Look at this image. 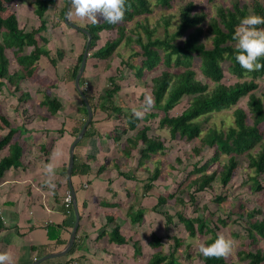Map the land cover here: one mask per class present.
I'll use <instances>...</instances> for the list:
<instances>
[{"label":"trees","instance_id":"1","mask_svg":"<svg viewBox=\"0 0 264 264\" xmlns=\"http://www.w3.org/2000/svg\"><path fill=\"white\" fill-rule=\"evenodd\" d=\"M31 1L39 26L28 32L20 27L14 12L5 16V11L13 0H0V91L4 82L14 86L16 91H21L20 84L23 81L33 80L37 76L38 62L42 57L48 58L55 66L65 56L63 50L56 52V58L51 56V51L47 48L49 40L43 33L48 31V16L52 10L56 9L58 20L65 24L64 15L70 0H61L64 5L60 8V0ZM175 1L180 0H125V15L115 24L105 19L85 26L76 24L88 30L92 35L88 59H97L109 65L113 55L123 45L131 50L127 60H122L123 65L133 61L140 52L142 53V60L135 74L138 78L144 77L147 73L158 72L163 64H171L175 68L184 69L179 73L162 70L159 75L151 79L148 87L154 103L150 108L151 111L145 113L143 117H137L131 112L120 114L123 115L125 121L124 126H121L122 133L134 132L126 139L124 154L129 155L139 147L144 163L153 155L164 153L166 147L161 137L151 136L150 127L147 125L161 114L159 126L169 131L172 141L185 140L192 146L191 150L194 155H200L205 147H209L214 150V161H220L223 156L226 157L220 170L211 174H200L192 181L190 188H194L196 192L206 191L211 188L216 179L222 186H227L239 167L240 158H243L246 167L255 173L254 176L248 175L247 181H252L254 191H262L264 189L262 185L264 183V129L261 125L264 124V92L259 96L253 92L258 87L259 79L264 78V67L249 71L240 65L235 58L237 48L233 33L240 18L247 15L249 9L254 13L264 14V1L230 0L228 6H215L214 15H210L203 8L197 10L196 4L192 1L187 2L180 7V21L176 31L173 33L169 31L172 16H164L162 25L165 38H156L155 34L161 24L151 26L148 23V16L153 13L154 7L164 10L172 9ZM206 3L213 4L214 0H206ZM70 22H72L71 18ZM259 27H264V25ZM74 31L82 35L85 43L76 63L69 69L68 79L71 81L75 80L79 71L87 42V36L84 33ZM112 31L115 32V37L106 39L100 47L101 35ZM205 37L210 39V48L204 42ZM28 48H31L29 52ZM8 51L12 53L18 65L13 71L10 69ZM260 59L264 61V57ZM196 61L199 62V70L205 81L196 78V72L192 69ZM116 71L121 70L117 68ZM227 76L234 80L226 83L224 80ZM108 80L109 85L101 100L104 103H111L112 109L119 111V105H117L118 108L114 106V98L121 86L116 83L114 77ZM80 85H84V76L80 80ZM43 93L45 98L42 106L47 108L50 115H56L62 104L57 98L51 97L46 88ZM84 93L87 95L86 91ZM186 97L189 98V103L177 115H172L171 112ZM241 102H244V105ZM83 106L87 117V108L84 103ZM229 109H234V124L226 131L203 126L204 122L207 123L214 113ZM0 121L2 128L8 129L7 135L0 140V152L6 148L9 150L8 154L0 159L1 175L11 167L21 166L22 147L18 142H12L18 129L13 128L2 115H0ZM116 137L117 140L121 138ZM178 162L181 163L182 160L178 159ZM75 166L74 174L89 171V167L85 165L81 166L80 170L78 165ZM194 172L198 173L199 170L194 168ZM160 173L159 167L153 169L144 186L145 192L153 189ZM190 191L186 192L193 201L194 197ZM176 201L178 204H184L183 197H178ZM165 203L166 198L160 196L157 206ZM128 211L134 224L142 223L144 208L140 206L135 210L131 206ZM262 213L261 208H255L246 214L239 213L236 221L245 220L244 228L252 243L258 239H264V216L261 219L255 218L257 214ZM176 215L191 235H210L206 243H211L219 235L221 226L227 224V219L221 217H218L216 222L207 224L199 218L187 217L181 212ZM165 218L167 223H172V216L166 213ZM110 220L113 223L114 220L112 218ZM2 227L0 220V230ZM109 239L111 243L118 245L128 242V239L122 236L118 225L114 226L109 233ZM174 242L175 246L168 255L156 252L150 257L148 264H180L176 251L181 247L182 241L174 238ZM161 243V238L153 234L149 246L152 249H158ZM133 247L135 254L141 255L139 242H134ZM200 256L202 264H231L226 260L225 255L205 257L200 254ZM244 260H246L245 264H264V249L248 251Z\"/></svg>","mask_w":264,"mask_h":264},{"label":"crops","instance_id":"2","mask_svg":"<svg viewBox=\"0 0 264 264\" xmlns=\"http://www.w3.org/2000/svg\"><path fill=\"white\" fill-rule=\"evenodd\" d=\"M51 13L48 17L52 16ZM58 36L60 39L54 35L52 41L60 44L50 48L51 40L46 36L49 40L47 48L53 58L58 50H63L62 61L54 66L48 58L42 57L38 62L37 76L23 81L21 91H16L7 82L0 91V115L18 129L12 142H18L22 147L21 166L11 167L0 175V220L3 226L0 252L7 251L13 264H137L140 255L135 254L133 243L137 241L142 246L140 230L151 218L148 214L157 209L158 198L153 206L144 205L154 189L144 191L151 172L141 178L147 165L142 166L139 147L129 155L124 154L126 139L134 132L122 133L121 126L125 121L120 114L134 113V109L147 113L153 104L146 106L143 99L142 104L134 105L137 99L130 102L131 94L122 86L124 81L116 80L121 89L114 98V106L119 105L120 110H113L111 103L101 100L109 85V76L104 78L102 73L105 62L88 59L83 73L84 85L80 86L87 92L93 119L74 148V167L69 177L71 148L87 117L84 102L74 81L68 79V72L82 52L85 40L74 30H65ZM17 66L16 63L14 70ZM150 84L151 81L147 83L146 91L150 92ZM45 88L62 104L56 115H50L42 106ZM143 96L140 93L138 99ZM0 126L1 140L8 129L2 128L1 121ZM116 136L121 138L117 140ZM8 152V148L1 151L0 159ZM48 163L55 164V175L51 178L55 187L49 184L45 169ZM75 165L79 170L85 165L89 171L74 174ZM67 193L73 199L69 211L64 205ZM74 199L80 219L71 250L62 257L42 261L44 257L67 248L77 222ZM131 206L135 210L140 206L145 209L142 223H133L128 213ZM116 225L120 226L122 236L128 239L127 244L110 242L109 233ZM128 230L130 234L126 235Z\"/></svg>","mask_w":264,"mask_h":264},{"label":"rangeland","instance_id":"3","mask_svg":"<svg viewBox=\"0 0 264 264\" xmlns=\"http://www.w3.org/2000/svg\"><path fill=\"white\" fill-rule=\"evenodd\" d=\"M190 1L196 4L197 10L203 8L210 15L215 14V6H228L230 4V0H214L213 4H207L206 0H180L175 1L173 8L170 10L154 7L153 13L148 16V23L151 26L161 24L155 34L156 38H165V30L162 25V18L164 16H172L169 31L171 33L176 31L177 25L180 21V7ZM248 1L249 0H242V2ZM63 5L64 4L61 2L59 8ZM11 12L16 14L20 27L26 31L31 32L39 26V21L34 14V7L31 0H13V3L7 7L5 16H9ZM250 13L254 12L249 9L247 14ZM56 14V11L52 10V16L48 19V31L43 33L51 40L48 45L49 48L52 47V45L54 46L60 44L58 41H52L54 35L60 39V36H58L60 32L63 34L65 30L67 32L74 30L66 23L64 24L63 22H60ZM97 16V22L104 19L99 14H97ZM82 18H84V21H81ZM82 18L80 16L73 15L72 22L81 26L93 23L86 17ZM133 24L131 25L133 26ZM114 37L115 32L113 31L105 34L103 33L101 35L100 47H102V44L106 41V39ZM203 39L206 46L210 48V39L207 37ZM81 47L83 48V46ZM136 49L139 51L138 48ZM30 50L31 48L27 49L28 52ZM130 54L131 50L122 45L117 50V53L113 55L110 64H105L106 68L102 71V73L105 76L104 78L109 76V78L114 77L116 80L124 81L122 86H124V91L130 92V102L133 98L139 100H135L133 102L134 105L143 103L142 100L150 94L149 91H146V89H148L146 88L147 83H150L151 79L159 75L162 70H168L172 73H179L184 70L183 68H175L171 64H163L158 72L153 74L147 73L144 77L138 78L135 74L136 69L141 63L142 53L140 52L135 59H133V61L123 65L122 60L126 61ZM7 55L10 60V69L13 71L16 66L14 57L10 51L7 52ZM117 68L121 71L117 72ZM192 69L196 72L197 79L205 81L199 70V62L196 61ZM233 80V78L227 76L224 81L229 83ZM258 83V87L253 93L259 96L264 92V78L259 79ZM140 93L144 94L142 99H138ZM188 103L189 98H184L182 103L178 105L171 112V114L177 115ZM129 104L133 105L132 103ZM241 104L244 105V102H241ZM233 111L234 109H229L219 113H214L207 123L204 122L203 126L205 128L215 127L218 130L226 131L234 124ZM160 116L161 114L148 123L150 127L149 134L151 136L161 137L166 148L164 153H157L156 155H153L150 160L144 161L142 166L147 165V169L142 172L141 178L148 176L150 172H152L151 170L155 167H159L161 172L160 177L154 183L155 186L150 195L151 197L145 200L144 205L146 207L151 205L153 206L157 202L156 199L160 196H164L166 198V203L161 206H157V209H154V212L148 214V218L151 216V218L147 219L150 223L146 220V223L140 230L139 236L142 241L141 255L136 263L148 264L150 257L156 252L168 255L175 246L174 238H178L182 241L181 247L176 251L180 264H202L200 256L202 253L199 251L198 246L201 242L206 243L210 235H191L176 215L178 212H181L187 217L199 218L207 224L216 222L218 217L227 219V224L222 225L219 230V234H223L234 241L231 252L225 255L226 260L231 264H245L246 260H244V258L248 251L264 249V239H258L255 243L251 242L244 228L245 220L240 219L236 222L238 220L239 213L246 214L255 208H261L263 211L262 214H257L255 218L261 219L264 216V189L259 192L254 191L252 189V181H247V176H254V171L246 167L245 159L240 158L239 167L235 171L232 180L227 186H222L218 179H216L212 183L211 188L206 191H194V188H190L192 181L202 173L211 174L214 171L220 170V166L226 161V157L223 156L220 161H214V150L209 147H205L200 155H194L191 150L192 146L187 144L185 140L172 141L170 139L169 131L167 129L160 128ZM261 128L264 129V124L261 125ZM205 131L206 129L204 132ZM178 159H181L182 162H178ZM194 168H197L199 172L195 173ZM143 181L144 180H142V183H144ZM262 185L264 188V183H262ZM187 190H191L190 193L194 197L193 201L186 192ZM178 197H183L184 204L177 203L176 199ZM166 213L172 216V223H167L165 218ZM122 216L125 217V214H122ZM250 219L254 220L252 218ZM129 231L130 230L126 232V235L130 234ZM153 234L161 238V247L158 249H152L149 246V242L151 241Z\"/></svg>","mask_w":264,"mask_h":264},{"label":"clouds","instance_id":"4","mask_svg":"<svg viewBox=\"0 0 264 264\" xmlns=\"http://www.w3.org/2000/svg\"><path fill=\"white\" fill-rule=\"evenodd\" d=\"M125 0H71V7L67 13L71 18L73 15L86 17L93 23L97 22L99 14L107 22L115 24L120 21L125 15ZM264 14L250 13L240 18L238 25L233 33L236 40L235 58L240 65L249 70L259 69L264 67ZM146 106H151L154 103L153 97L149 94L145 97ZM137 117H143L144 110H133ZM46 173L49 177V184L51 178L55 175V164L48 163L45 166ZM234 241L223 234L215 237L211 243L201 242L199 244V251L205 256H222L226 255L232 250ZM0 264H13L12 256L7 252H0Z\"/></svg>","mask_w":264,"mask_h":264},{"label":"water","instance_id":"5","mask_svg":"<svg viewBox=\"0 0 264 264\" xmlns=\"http://www.w3.org/2000/svg\"><path fill=\"white\" fill-rule=\"evenodd\" d=\"M70 7H71V0L67 3L65 15H64L65 23L71 29L81 31L82 33H84L87 36V42H86V46H85V49H84L82 62H81L79 71H78V73L76 75V78L74 80L75 87L78 90V92H79V94H80V96H81V98H82V100H83V102H84V104H85V106L87 108V120H86L85 124L83 125L79 135L77 136V138H76V140L73 143L72 148H71L70 162H69V167H68V175H69V177L71 176L72 170H73V167H74V148L77 145V143L84 137V135H85V133L87 131V128H88L89 124L91 123V121L93 119V110H92L91 104L88 101V98H87L86 94L84 93V90L80 86V80H81V78L83 76V73H84L85 68H86L88 57L90 55L89 49H90V44H91V41H92V35H91V33L88 30H86L84 28H81V27L77 26L76 24L70 22V18L67 15ZM74 209H75L77 222H76L74 230H73V232L71 234V239H70V242H69L67 248L61 253L53 254V255H49V256L44 257L42 259V261H45V260L50 259V258L62 257L64 255H66L71 250V248H72V246L74 244V240L76 238V231H77L78 222H79V219H80L79 212H78V206H77V203H76L75 199H74Z\"/></svg>","mask_w":264,"mask_h":264},{"label":"built area","instance_id":"6","mask_svg":"<svg viewBox=\"0 0 264 264\" xmlns=\"http://www.w3.org/2000/svg\"><path fill=\"white\" fill-rule=\"evenodd\" d=\"M72 202H73V199H72L71 194L67 193L65 198H64V205L68 209V211L70 210Z\"/></svg>","mask_w":264,"mask_h":264}]
</instances>
